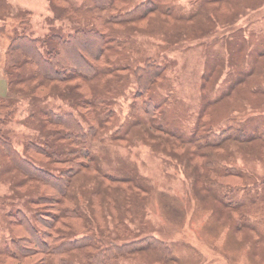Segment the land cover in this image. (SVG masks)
I'll return each mask as SVG.
<instances>
[{
	"label": "trees",
	"instance_id": "16d2710c",
	"mask_svg": "<svg viewBox=\"0 0 264 264\" xmlns=\"http://www.w3.org/2000/svg\"><path fill=\"white\" fill-rule=\"evenodd\" d=\"M47 1L50 19L66 20L69 30L64 31L62 24L42 37L28 34L30 12L24 11L19 21L22 28H15L9 36L3 71L10 91L22 94L55 91L49 95L66 102L72 110L59 111L53 105H41L34 111L36 114L30 113L26 123L38 119L39 126L20 152L5 126L16 112L14 100L0 96V155L4 160L0 171L14 172L12 177H3V181L9 180V192L0 194L1 210L9 218H6L9 236L0 246V264H30L33 261L29 257L33 255L37 256L35 264H172L173 250L166 241L150 234L138 238L139 233H132L136 224L141 233L150 231L147 220H143L144 199L154 194L143 192L151 190V186L137 175L131 161L116 153L122 144H135L131 138L127 142L124 139L135 131L143 137V133L149 134L145 140L176 139L178 145L171 142L169 148L193 145L189 146L190 154L186 149L179 153L167 148L192 179L188 202L195 200L199 209H208L215 217L230 216L242 230L247 228L246 220L250 218L245 213L260 211L257 214L264 215L262 208L252 210L264 203V180L250 183L251 177L248 181L236 170L232 156L223 157L207 147L223 143V150L227 149L235 142L229 141L232 137L243 140L256 136L253 128L260 124L248 130L244 126H228L216 132L200 114L197 126L189 133L183 129L178 132L175 127L171 129L173 134L170 133L155 98L156 88L169 79L167 64L153 55L134 57L130 51L132 45L125 44L128 33L138 35L133 31L153 33L143 26L154 17L161 21L169 18L173 22L190 21H183L186 17L173 9L172 0ZM233 1L192 0L198 7L194 16L208 20L207 27H211L217 12L208 4L216 9L220 2L231 7ZM157 26L168 29L166 24ZM202 28L199 25L189 34ZM77 39L83 41L73 43ZM244 47L241 41L238 46L233 45L229 60L232 67L242 65ZM259 47L261 50L264 44L259 42ZM131 90L134 93L128 118L118 122L113 107L119 91ZM206 101L205 98L202 104ZM261 132L259 135H264V127ZM102 134H109L111 144H99ZM55 164L62 167L56 169ZM88 170L94 173L86 177ZM78 176L83 184L88 182L92 186L86 195V185L81 189L75 183ZM33 189L37 191L28 195ZM21 196L26 197L28 207L32 203H46L51 209L33 213L12 201L16 209L10 205L4 211L7 197L20 199ZM158 197L163 200L161 206L166 217L183 223L188 214L185 204L179 207L167 202L172 199ZM247 203L249 207L245 206ZM253 231L257 242L256 227Z\"/></svg>",
	"mask_w": 264,
	"mask_h": 264
},
{
	"label": "rangeland",
	"instance_id": "374dc122",
	"mask_svg": "<svg viewBox=\"0 0 264 264\" xmlns=\"http://www.w3.org/2000/svg\"><path fill=\"white\" fill-rule=\"evenodd\" d=\"M132 1L134 3L138 0ZM219 4L216 5V9L211 3L208 4L209 8L217 12V17L215 16L217 20L213 21L211 27H207L208 20L194 16L198 7H195L192 0H176V2L172 0L173 9L186 17L183 21H190L173 22L170 18H163L165 21H161L160 18L154 17L145 24L148 28L143 26V29H151L153 33L139 34L142 32L133 31L138 35L128 33L125 44L132 45L130 51L133 52L134 57L143 58L146 55H153L167 64L166 73L169 79L162 87L156 88L155 98L162 110L163 119L168 123L167 130L170 133L173 127L178 128V132L183 129L189 133L195 127L200 114L208 124L213 125L216 132L228 126L236 128L244 126L248 130L259 123L258 128H253L256 129V136L243 140L232 137L229 141L235 142L227 149L223 150V143L206 146L214 149L217 154H222L223 157L227 154L232 156L236 170L248 181L251 177L250 183L255 180L262 181L264 180V135L259 133L262 134L264 127V48L261 47L260 50L259 42L264 44V0H234L231 7L226 5L227 2ZM223 10L227 12L221 13ZM24 11L30 12L28 34L42 37L52 30L51 28L60 27L62 24L65 25L64 31L69 30L66 20L50 19L51 11L47 0H0V96H10L14 100L16 112L5 126L7 135L20 152L24 142L36 135V126H39L38 119L26 123L30 113H35L41 105H53L59 111L70 108L66 102L49 95L55 91H27L22 94L19 91H10L7 86L3 71L4 51L12 31L15 28L19 30L22 28L19 27V21ZM235 12L236 15L231 16ZM83 23L84 21L81 20V24ZM157 24H166L165 27L168 29L162 30ZM199 25L203 28L190 35L189 31ZM82 41L77 39L73 43L80 44ZM240 41L245 44L243 59L240 60L242 65L236 67L233 65V68L229 60L233 45L238 46ZM163 45L165 47H161ZM119 93L113 110L116 112L118 122L122 123L123 119L128 118L129 104L133 100L134 91H119ZM35 95L40 98H35ZM205 98L207 103L203 105ZM201 110L205 112L199 113ZM143 134L144 137H150L147 133ZM109 137V134H102L99 144L105 142L107 145L111 144ZM142 137L135 131L124 138L126 142L131 138L135 144L130 146L122 144L117 147L118 149L115 146L116 153L131 161L137 169V175L151 186V190L143 192L154 193L144 199L146 211L143 220H147L150 231L141 233L140 226L136 224L132 233H139L138 238L150 234L166 241L173 250L172 264H264V218H262L264 215L257 214L260 211L245 213L246 217L250 216V218L246 220L247 228L243 229V232L242 228L235 226L230 216L215 217L208 209H199L195 200L188 202L192 179L167 150L174 149L181 153L186 149L190 154L189 146L193 145L181 144V148L173 145L172 149L168 144L171 142L177 144L174 138L169 137V142H166L145 140ZM108 151L114 156L111 148H108ZM193 162L196 163L197 159L195 158ZM2 163L4 160L0 155V169ZM55 167L60 169L62 166L55 164ZM3 172L0 171V194H7L9 180L5 179L8 183L3 181V177H12L14 172ZM93 173L92 170H88L84 176L89 177ZM75 183L77 186L79 184L81 189L86 185L85 195L89 192L88 188L92 187L88 182L83 184L79 176L75 179ZM35 191L37 189H33L28 195ZM158 195L174 200L167 202L179 207L185 204L188 214L185 215L183 223H177L179 219L174 221L166 217L161 206L163 200ZM82 198L80 195L81 203L84 202ZM6 199L9 200L4 208L6 212L11 206L16 209L12 201L17 205L20 204V208L24 211L31 212V209L33 213L41 209H51L46 203L38 205L32 203L29 208L26 205V197L22 198V196L20 199L8 197ZM245 201L248 199L245 198ZM246 205L249 207L250 203ZM2 208L0 207V246L1 241L9 236L6 220L8 217L5 218ZM258 208H262L261 211L264 212V203L252 210ZM254 227L257 230V242L253 236ZM29 258L33 261L30 264H35L37 256L33 255Z\"/></svg>",
	"mask_w": 264,
	"mask_h": 264
}]
</instances>
